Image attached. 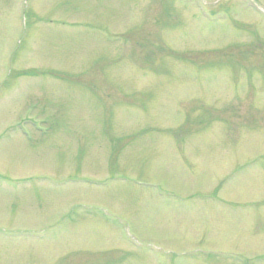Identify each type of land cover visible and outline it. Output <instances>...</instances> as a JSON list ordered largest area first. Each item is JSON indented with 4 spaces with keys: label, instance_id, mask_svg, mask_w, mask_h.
Wrapping results in <instances>:
<instances>
[{
    "label": "rangeland",
    "instance_id": "374dc122",
    "mask_svg": "<svg viewBox=\"0 0 264 264\" xmlns=\"http://www.w3.org/2000/svg\"><path fill=\"white\" fill-rule=\"evenodd\" d=\"M0 264H264V0H0Z\"/></svg>",
    "mask_w": 264,
    "mask_h": 264
}]
</instances>
